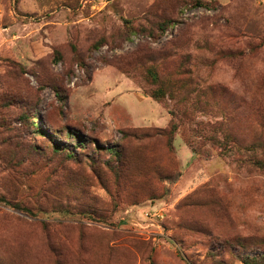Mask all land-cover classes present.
Instances as JSON below:
<instances>
[{"label":"rangeland","instance_id":"obj_1","mask_svg":"<svg viewBox=\"0 0 264 264\" xmlns=\"http://www.w3.org/2000/svg\"><path fill=\"white\" fill-rule=\"evenodd\" d=\"M0 198V264H264V0H0Z\"/></svg>","mask_w":264,"mask_h":264},{"label":"trees","instance_id":"obj_2","mask_svg":"<svg viewBox=\"0 0 264 264\" xmlns=\"http://www.w3.org/2000/svg\"><path fill=\"white\" fill-rule=\"evenodd\" d=\"M197 4H200V2H197ZM202 5L205 6V4H202ZM165 26H166L165 23L163 25H160L159 29L161 32L165 31ZM147 76L151 80V84L153 86H157V88L152 89L148 93V96L157 102H161L165 98L166 93H167V95H169L170 91L168 93L167 90L164 89L165 83H163L161 81V79H159L158 72H157L155 66H153L147 70ZM176 130H177L176 124L171 123L169 130L167 132L163 131L162 133L171 136L176 132ZM53 150L57 151V148H55ZM0 201H4V199L0 198ZM261 259L262 258H251L250 260L246 259L244 261V263L245 264H260Z\"/></svg>","mask_w":264,"mask_h":264}]
</instances>
